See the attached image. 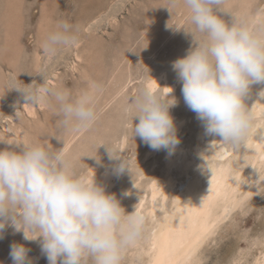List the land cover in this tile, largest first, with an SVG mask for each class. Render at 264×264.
Segmentation results:
<instances>
[{
    "label": "rangeland",
    "instance_id": "1",
    "mask_svg": "<svg viewBox=\"0 0 264 264\" xmlns=\"http://www.w3.org/2000/svg\"><path fill=\"white\" fill-rule=\"evenodd\" d=\"M167 6L168 0H0V150L21 151L34 144L62 149L73 171L89 178L119 163L109 159L106 146L125 157L129 169L115 175L111 194L120 200L126 214L137 209L145 217V228L138 243L124 254L122 264H147V241L153 229L170 214L173 198L186 196L192 183H202L205 169L203 173L196 172L197 165L206 163L205 167L210 168L220 162L231 167L234 164L235 169L251 151L246 145L234 149L222 143L219 136L206 134L203 122L185 104L182 82L176 80L172 63L194 47V38L187 33L193 32L194 27L186 9L178 7L170 12ZM224 11L228 14H221L222 18L229 24L234 16L251 24L264 17V0H226ZM60 20L78 29L79 45L48 58L43 53L42 41ZM196 39L204 37L196 33ZM160 74L164 80L155 91L161 96H165V85H175L178 104L171 111L180 122L177 135L189 161L187 170L179 167L180 163L167 168L166 150H153L140 137H133L132 120L125 113L126 106L147 82ZM43 80L51 86L69 89L73 98L89 90L93 81L102 84L103 91L96 96L95 123L85 131L74 132L61 123L51 104L25 105L15 88ZM252 87L245 103L251 106L254 136L264 129V99H257L264 86ZM138 122V118L134 119L133 126ZM199 127L203 129L201 139ZM212 138L217 141L216 149L209 152ZM221 154L225 155L220 157ZM260 161L259 167L253 169L255 181L258 173L264 178V155ZM254 182L245 186L247 193L240 191L236 205L226 208L224 217L196 250L192 264H232L238 257L239 264H248L264 248V190L259 192L254 185L252 188ZM153 184L158 189L168 188L159 193L157 206L149 212V187ZM13 243L29 248L36 264L47 262L39 238L28 242L23 232L8 226L0 239V264H12L9 253Z\"/></svg>",
    "mask_w": 264,
    "mask_h": 264
},
{
    "label": "clouds",
    "instance_id": "2",
    "mask_svg": "<svg viewBox=\"0 0 264 264\" xmlns=\"http://www.w3.org/2000/svg\"><path fill=\"white\" fill-rule=\"evenodd\" d=\"M225 3L168 0L166 8L170 12L178 7L186 9L194 27L193 32H187L194 38V47L172 63L182 82L185 104L203 122L206 134L219 136L222 143L239 149L254 129L245 100L250 98L253 85L264 86V17L251 24L232 17L229 24L221 15L228 14ZM196 33L204 39L197 40ZM78 45V29L60 20L41 47L44 55L52 58ZM15 89L25 105L51 104L65 127L82 132L97 119L96 96L103 85L93 81L90 89L76 98L69 89L44 80ZM168 89L167 95L161 96L143 87L125 113L132 120L133 137L171 155L181 140L170 114L178 101L170 95L173 89ZM257 95L264 99V87ZM136 118L139 122L133 126ZM106 148L109 159L119 161L112 168L114 174L129 169L125 157ZM258 177L254 186L260 192L264 178L259 173ZM8 226L23 232L25 240L39 238L48 264H122L126 251L143 235L145 217L137 209L126 214L116 195L108 194L95 177L74 172L62 149L34 144L21 151L0 150V239ZM30 251L13 243L9 253L12 264H34Z\"/></svg>",
    "mask_w": 264,
    "mask_h": 264
},
{
    "label": "bare ground",
    "instance_id": "3",
    "mask_svg": "<svg viewBox=\"0 0 264 264\" xmlns=\"http://www.w3.org/2000/svg\"><path fill=\"white\" fill-rule=\"evenodd\" d=\"M162 79L164 80V77L161 74L153 76L147 82V87H150L153 90H155L156 87H158V84ZM176 80L180 82L179 79H176ZM168 88L173 89V92L170 95L175 96V85L174 84L165 85L163 89V94L165 96L167 95L169 91ZM259 98L260 97L257 95V99ZM256 101L258 102L259 100H256ZM248 107L249 109H251V106H248ZM170 114L173 117L171 109H170ZM174 123L176 125L177 130H179L180 122L174 119ZM259 131L260 132H258L254 136H252L254 134L252 133L251 135L252 137L248 138L245 144L246 145L245 147L246 148L249 147L247 149L251 151L248 154H245L242 160L240 159V162L238 163V166L235 169H233L234 164L231 167L228 163L223 164L220 162L215 165L213 164V166L210 168L205 167L206 163L201 164L199 167L197 165L196 172H200L205 169L204 173L202 171L203 173L202 183H199V182L192 183L189 187V192L186 196L182 197L180 194L178 196H175V198H173L172 209H171L170 214L164 217L163 221L161 220L162 222L155 229H153L147 241L146 246L150 254L147 260V264H192L193 262L192 258L194 257L196 250L199 249L198 247L201 245V243L204 242L203 240L206 239L207 235H209V233L212 231V228L216 224V222L220 218H222L226 208L229 207L230 205L231 206L236 205L237 198H239L238 196L240 194V191L241 190L244 191V188L247 184H250V182L255 181L254 175H253L254 166L259 167L260 165L259 163L262 162L260 160L262 159L264 155V147L262 146L264 143V129L259 130ZM202 134H203V129L200 130V135H199L200 139L203 137V136L201 137ZM196 141L201 142L200 140H196ZM214 141H216L215 138H212V144L211 145L209 144L208 146L209 152L216 149V148L214 149ZM201 145H202V142H201ZM216 145H219V142L218 144L216 143ZM197 146H198V143H197ZM182 150L183 149L179 145L176 147L175 152L173 154L171 155H169L168 153L165 154L166 155L165 165L167 166V168H171L173 166H176V164L180 163L179 167L182 166V168L187 170L186 168L189 167L188 166L189 161L187 160L188 158L187 156H185L184 151ZM223 155L221 154L219 156L222 157ZM115 164L117 163H113L111 166L102 169L95 176L96 182L99 185L105 187V190L108 194H111L114 177L116 175L112 171V168L114 167ZM170 176L171 175H169V177ZM169 177L168 179H171L172 181V178H169ZM253 185L254 184H252V186ZM166 187L167 186H165L163 189L161 188L158 189V186L156 187L154 184L151 187H149L151 188L149 212H152L155 209V207L157 206L155 203L157 201L156 197L159 195L160 192L165 190ZM252 188H254V186ZM244 192L247 193V190ZM248 192H249V189H248ZM166 194L167 193L165 192V195H163L165 196L164 200L166 198ZM160 203H163L162 200L160 201ZM163 208L164 206L160 209V211ZM29 257L32 258L34 261V264H36L35 257L33 255H29ZM239 260H240L239 257L235 260L233 259L232 264H235V263L239 264ZM45 264H48V261ZM248 264H264V248L260 249L258 253L256 254V256H254L251 262Z\"/></svg>",
    "mask_w": 264,
    "mask_h": 264
}]
</instances>
